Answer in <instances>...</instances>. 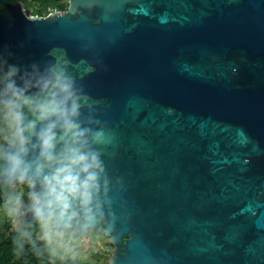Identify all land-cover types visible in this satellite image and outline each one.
Returning <instances> with one entry per match:
<instances>
[{"label": "water", "instance_id": "95a60500", "mask_svg": "<svg viewBox=\"0 0 264 264\" xmlns=\"http://www.w3.org/2000/svg\"><path fill=\"white\" fill-rule=\"evenodd\" d=\"M67 4L5 3L0 54L64 66L110 138L107 264H264V0Z\"/></svg>", "mask_w": 264, "mask_h": 264}, {"label": "clouds", "instance_id": "9594fccd", "mask_svg": "<svg viewBox=\"0 0 264 264\" xmlns=\"http://www.w3.org/2000/svg\"><path fill=\"white\" fill-rule=\"evenodd\" d=\"M91 111L88 95L64 66L22 67L0 54V190L27 188V203L23 187L3 194L18 249L30 235L27 213L48 244L95 228L107 184L97 145L110 138Z\"/></svg>", "mask_w": 264, "mask_h": 264}, {"label": "trees", "instance_id": "16d2710c", "mask_svg": "<svg viewBox=\"0 0 264 264\" xmlns=\"http://www.w3.org/2000/svg\"><path fill=\"white\" fill-rule=\"evenodd\" d=\"M21 2L25 12L31 16H45L52 11L66 10L68 4L65 0H0V10H5V3ZM21 187L15 189L5 188L0 190V211L3 204V194L7 192L20 191ZM25 191V202L27 201V188ZM25 224H31L30 235L24 238L22 248H17L18 234L13 229V220L7 226L0 228V264H85L82 260L71 255L59 256L52 251L50 244L38 236L39 226L34 220H24Z\"/></svg>", "mask_w": 264, "mask_h": 264}, {"label": "rangeland", "instance_id": "374dc122", "mask_svg": "<svg viewBox=\"0 0 264 264\" xmlns=\"http://www.w3.org/2000/svg\"><path fill=\"white\" fill-rule=\"evenodd\" d=\"M65 1L67 2V0ZM20 187L26 188V186ZM11 220L13 218L6 215L2 207L0 211V228L7 226ZM38 236L40 237V230ZM50 245L55 254L59 256L71 255L82 260L85 264H107L113 251L108 239L101 232H91L84 237H66L62 240H53Z\"/></svg>", "mask_w": 264, "mask_h": 264}, {"label": "snow or ice", "instance_id": "6c2138e0", "mask_svg": "<svg viewBox=\"0 0 264 264\" xmlns=\"http://www.w3.org/2000/svg\"><path fill=\"white\" fill-rule=\"evenodd\" d=\"M142 11L144 12V14H148V9H142ZM201 135H207V131L205 130V129H201ZM213 148H215L216 146L215 145H213L212 146ZM242 211H249V212H251L252 211V208H251V205H249L246 209H244V210H242Z\"/></svg>", "mask_w": 264, "mask_h": 264}, {"label": "flooded vegetation", "instance_id": "af4514ba", "mask_svg": "<svg viewBox=\"0 0 264 264\" xmlns=\"http://www.w3.org/2000/svg\"><path fill=\"white\" fill-rule=\"evenodd\" d=\"M89 233H91V232H89ZM89 233H88V234H89Z\"/></svg>", "mask_w": 264, "mask_h": 264}]
</instances>
